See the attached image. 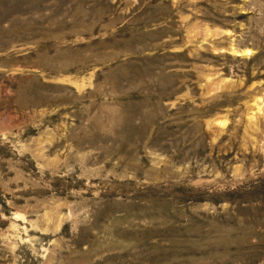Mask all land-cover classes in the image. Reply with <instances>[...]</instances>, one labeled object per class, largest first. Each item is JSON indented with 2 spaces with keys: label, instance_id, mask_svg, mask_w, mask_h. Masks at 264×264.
<instances>
[{
  "label": "rangeland",
  "instance_id": "obj_1",
  "mask_svg": "<svg viewBox=\"0 0 264 264\" xmlns=\"http://www.w3.org/2000/svg\"><path fill=\"white\" fill-rule=\"evenodd\" d=\"M0 264H264V0H0Z\"/></svg>",
  "mask_w": 264,
  "mask_h": 264
}]
</instances>
